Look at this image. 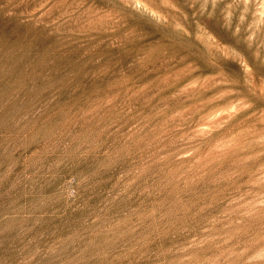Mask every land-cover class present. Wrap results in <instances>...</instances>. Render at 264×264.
Returning <instances> with one entry per match:
<instances>
[{
  "label": "rangeland",
  "instance_id": "1",
  "mask_svg": "<svg viewBox=\"0 0 264 264\" xmlns=\"http://www.w3.org/2000/svg\"><path fill=\"white\" fill-rule=\"evenodd\" d=\"M0 264H264V0H0Z\"/></svg>",
  "mask_w": 264,
  "mask_h": 264
}]
</instances>
